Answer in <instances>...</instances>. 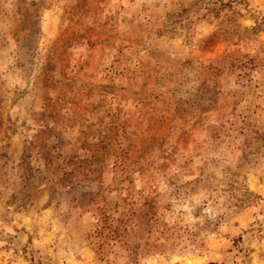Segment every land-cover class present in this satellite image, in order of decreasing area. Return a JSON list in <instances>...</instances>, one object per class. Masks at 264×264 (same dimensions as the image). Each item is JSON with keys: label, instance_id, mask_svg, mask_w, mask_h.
Wrapping results in <instances>:
<instances>
[{"label": "rangeland", "instance_id": "obj_1", "mask_svg": "<svg viewBox=\"0 0 264 264\" xmlns=\"http://www.w3.org/2000/svg\"><path fill=\"white\" fill-rule=\"evenodd\" d=\"M0 264H264V0H0Z\"/></svg>", "mask_w": 264, "mask_h": 264}]
</instances>
